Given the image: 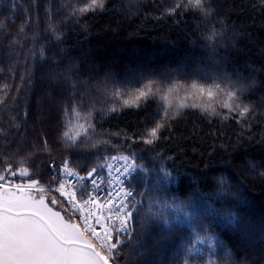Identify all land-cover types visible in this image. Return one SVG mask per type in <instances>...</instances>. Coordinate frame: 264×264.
I'll return each mask as SVG.
<instances>
[{"label": "trees", "instance_id": "trees-1", "mask_svg": "<svg viewBox=\"0 0 264 264\" xmlns=\"http://www.w3.org/2000/svg\"><path fill=\"white\" fill-rule=\"evenodd\" d=\"M216 84L191 97L215 111L165 106ZM116 154L136 172L115 264H264V0H0V180Z\"/></svg>", "mask_w": 264, "mask_h": 264}, {"label": "built area", "instance_id": "built-area-1", "mask_svg": "<svg viewBox=\"0 0 264 264\" xmlns=\"http://www.w3.org/2000/svg\"><path fill=\"white\" fill-rule=\"evenodd\" d=\"M55 167L53 162L50 163ZM61 175L65 190L83 188V228L103 247L109 246L115 233L125 234L127 230V204L132 197V188L126 181L133 172L127 160L112 161L106 174L80 175L66 163L55 167Z\"/></svg>", "mask_w": 264, "mask_h": 264}, {"label": "rangeland", "instance_id": "rangeland-1", "mask_svg": "<svg viewBox=\"0 0 264 264\" xmlns=\"http://www.w3.org/2000/svg\"><path fill=\"white\" fill-rule=\"evenodd\" d=\"M180 70L179 72H181ZM215 75V74H214ZM217 76H224L222 74H217ZM177 86L169 85L165 89L166 98H165V106L169 108L172 112H176L180 109H183L190 105H195L199 103L198 98H191L193 96L200 97L201 93L199 91V87L193 88L195 92H192L191 90H187L184 92V94L179 93L180 90H176ZM87 90V89H86ZM178 91V93L176 92ZM88 92V90L86 91ZM206 98V96H204ZM203 105L199 103V106ZM205 108V107H202ZM123 155V154H122ZM0 203L1 201L9 200L8 206L11 208L19 209L22 207L25 208H31L34 210H37L42 215H44L51 224L58 230L61 229V223L59 220L58 214L61 216V212L58 210L56 206V203L51 200L47 195L43 192H39L36 189L32 188H23V187H17L15 185L6 184L4 182H0ZM15 184V182H11V184ZM66 202V201H65ZM67 203V202H66ZM68 204L69 211L73 214L72 216H64L63 211L62 213V219L63 221H66L68 228L72 232L77 233L78 236L81 239H84L86 241L92 242L94 245L97 246L96 242L94 240L89 239L82 229L80 228L81 220L78 218L77 213L75 212V206ZM58 209H57V208ZM61 210V209H60ZM62 211V210H61ZM58 212V213H57ZM0 224L10 232L18 233L19 236H32V237H41V238H47L48 241L51 244H57L60 243L52 237V235L47 231L44 224L41 223L37 218H35L32 215L22 214L18 217H15L13 214L5 212L0 210ZM255 237H253L254 239ZM120 241V240H119ZM114 243L111 245L113 256L116 250V247L119 243ZM98 247V246H97ZM70 248H74L73 250L79 248L77 246H71ZM104 250H102L103 252ZM104 253V252H103ZM134 254L140 255L141 252L137 250L136 248L133 250ZM88 258V257H87ZM87 260L85 256H82L81 258V264H84V260ZM109 260V259H108ZM115 260V257H114ZM111 264H114L112 261L109 260ZM116 263V260H115Z\"/></svg>", "mask_w": 264, "mask_h": 264}, {"label": "water", "instance_id": "water-1", "mask_svg": "<svg viewBox=\"0 0 264 264\" xmlns=\"http://www.w3.org/2000/svg\"><path fill=\"white\" fill-rule=\"evenodd\" d=\"M18 186L28 187V184L18 183ZM9 200L1 201L0 210L13 214L18 217L22 214L32 215L44 224L47 231L56 239L60 244H51L47 238L32 237V236H19L4 228L0 224V244L3 245L5 252L12 255H20L22 250L28 246V244H48L56 249L57 255L54 256L57 260V264H81L82 256H85L87 260H84V264H108L102 254L95 248V246L88 241L81 239L78 236L73 235L66 221H63L62 215L59 216L61 223V229H56L51 222L40 212L31 208H11L8 206ZM58 213V212H57ZM71 246H77L79 248L73 250ZM12 253V254H11ZM88 257V258H87Z\"/></svg>", "mask_w": 264, "mask_h": 264}, {"label": "flooded vegetation", "instance_id": "flooded-vegetation-1", "mask_svg": "<svg viewBox=\"0 0 264 264\" xmlns=\"http://www.w3.org/2000/svg\"><path fill=\"white\" fill-rule=\"evenodd\" d=\"M9 253L7 255L0 244V264H57L56 249L44 243L28 244L20 255Z\"/></svg>", "mask_w": 264, "mask_h": 264}, {"label": "snow or ice", "instance_id": "snow-or-ice-1", "mask_svg": "<svg viewBox=\"0 0 264 264\" xmlns=\"http://www.w3.org/2000/svg\"><path fill=\"white\" fill-rule=\"evenodd\" d=\"M188 3L192 4L193 6L199 5L200 0H188ZM180 5L177 4L176 9H172L169 8L168 9V15H174L176 11L179 10ZM195 87V85L193 86ZM223 91L221 85L216 84L215 86H209L207 89L205 88H200L199 91L201 94H203V96H206L209 100H211L213 97H215L217 95V90ZM144 93L140 92L138 94V97H143ZM233 96V93H227V96L225 98L224 101H217L218 103H222V106L225 108H229L232 111H235V108H232L231 104L228 102ZM138 106V105H137ZM201 107H205V108H210L213 111H215V109L212 107L211 103H207V104H203L200 105ZM236 107L239 108V102L237 101L236 103ZM250 110V108L248 106H245L244 108L240 109L241 115H243L244 113L248 112ZM164 129V125L163 124H158L156 127L150 128L147 130V132L145 133L146 136H152V137H159L160 133H162Z\"/></svg>", "mask_w": 264, "mask_h": 264}, {"label": "bare ground", "instance_id": "bare-ground-1", "mask_svg": "<svg viewBox=\"0 0 264 264\" xmlns=\"http://www.w3.org/2000/svg\"><path fill=\"white\" fill-rule=\"evenodd\" d=\"M123 156H124V157H128V158H130L129 156L124 155V154H123ZM70 169L73 170V171H75V172H77V170L73 169L72 167H71ZM54 189H55V191H58V186H57V184H54Z\"/></svg>", "mask_w": 264, "mask_h": 264}]
</instances>
